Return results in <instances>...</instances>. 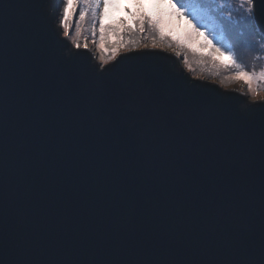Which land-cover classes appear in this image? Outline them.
Returning <instances> with one entry per match:
<instances>
[{
    "label": "snow or ice",
    "instance_id": "1",
    "mask_svg": "<svg viewBox=\"0 0 264 264\" xmlns=\"http://www.w3.org/2000/svg\"><path fill=\"white\" fill-rule=\"evenodd\" d=\"M80 3L83 4L82 9L78 7ZM198 3L210 13L222 11L211 0H198ZM122 4L123 0H64L58 24L62 39L70 37V21L76 13V23L79 25L85 21L89 10L99 22L97 51L104 48L106 34L117 35L125 29L129 32L153 33L149 42L113 45L110 55H100L98 69L78 70L70 65L63 68L73 89L81 94L77 115L95 129L99 138L111 140L114 157L111 164L123 166L124 162L117 157L122 142L129 147L139 145L137 164L141 165L145 175L154 178L162 176L163 183L177 193L187 194L194 184L204 186L207 215L217 219L225 216L233 218L235 227L218 241H207L202 234L171 231L164 233L157 242L144 244L135 239L134 227L125 223L123 230L128 240L115 249L105 251V255L111 257L105 264H170L161 258L173 251L167 247L170 238L181 242V251H191L203 257L201 264H264V94L253 88V74L239 69L232 52L213 46L212 38L206 34L207 29L200 28L192 10L185 6L183 0H127L126 7H122ZM7 9L21 10L11 16L9 27L13 43L18 50H22L31 37L32 22L44 9V4L41 0H31L26 4H8ZM236 10L244 24L264 31V0H239ZM121 11L124 18L115 19L113 14ZM6 15L4 8V19ZM232 18L230 11L227 19L231 21ZM95 31L93 26V36ZM80 36L78 26L75 35L71 36V45L76 51L69 52L70 59L89 51L86 38L81 43ZM198 37L203 38L200 48L197 47ZM208 49L212 50L208 55L214 66L239 69L228 79L243 80L248 85L255 106L237 111L235 108L227 110L222 106L209 105L190 94V90L199 85L174 82L165 68L141 63L151 59L147 52L141 56L128 55L141 50H162L171 51L179 57L183 50L195 53L207 52ZM121 53L125 54L124 60L132 62L123 69L120 65L124 60L118 59ZM109 64L112 67H108ZM183 65L187 71H193L187 54ZM117 70L123 73L121 79H105ZM193 78L203 79L199 75ZM260 78L264 79V72ZM0 81L4 202L5 173L9 166L6 131L18 101L2 75ZM257 113L260 114L258 122L253 119ZM226 122L234 126V133L227 144L210 140L209 133L223 127ZM181 156L190 160L192 166L184 170L171 167L170 162ZM201 159H212L216 161V166L200 170L197 165ZM223 161H236L242 167L247 166L248 175L244 172L226 174ZM249 177L258 179V242L246 235L243 217ZM221 186L226 187L230 195L218 200L214 193ZM18 216L20 223L10 232L3 207L0 210V245L4 250L0 264H38L37 257L42 251L51 257L70 255L71 251H76L53 240L48 242L46 248L42 247L40 238L31 226L26 193L18 197ZM96 248L95 243L89 241L79 251L83 254L95 253ZM48 264H69V261L51 259Z\"/></svg>",
    "mask_w": 264,
    "mask_h": 264
},
{
    "label": "water",
    "instance_id": "2",
    "mask_svg": "<svg viewBox=\"0 0 264 264\" xmlns=\"http://www.w3.org/2000/svg\"><path fill=\"white\" fill-rule=\"evenodd\" d=\"M29 2L31 0H0V75L18 101L6 131L9 166L5 173L4 202L3 128L0 126V210L3 207L6 213L9 231L20 223L18 197L26 193L31 226L42 247L46 248L53 240L76 249L61 257H51L42 251L37 257L38 264H48L51 259L67 260L69 264H105L111 258L105 251L128 240L123 230L125 223L134 227L135 239L144 244L157 242L164 233L171 231L202 234L207 241L226 237L235 227V221L227 216L217 219L207 215L204 186L194 184L187 194L177 193L163 183L162 176L145 175L137 164L139 145L129 147L122 142L117 157L124 162L123 166L110 163L114 159L111 140L99 138L95 129L77 115L81 94L73 89L63 71L69 65L78 70L98 69L96 48H89L83 55L70 59L69 52L76 50L71 45V37L62 39V30L58 27L59 3L41 0L44 9L32 22L30 39L18 50L10 35L9 20L21 10L7 9V5ZM256 29L264 38V31ZM144 52L151 59L141 63L165 68L174 82L199 85L192 88L190 94L209 105L237 111L255 106L242 91L216 80L194 79L191 77L193 71L180 66L175 53L141 50L128 55L141 56ZM124 55L120 54L118 59L124 60ZM130 63L124 60L120 68ZM122 77V71L117 70L105 79ZM253 119L258 122L260 114H255ZM233 133L234 126L226 122L210 132L209 139L227 144ZM222 164L226 174L244 172L248 175L247 166L242 167L236 161H223ZM170 166L184 170L191 167L192 162L181 156L171 161ZM215 166L216 161L201 159L197 168ZM248 188L243 212L246 235L258 242V179L249 177ZM214 194L222 200L230 192L221 186ZM169 204L172 207H166ZM89 241L97 246L96 252L83 254L79 249ZM167 247L173 251L161 258L170 264H201L203 257L181 251L180 241L170 238ZM3 257L0 245V260Z\"/></svg>",
    "mask_w": 264,
    "mask_h": 264
},
{
    "label": "rangeland",
    "instance_id": "3",
    "mask_svg": "<svg viewBox=\"0 0 264 264\" xmlns=\"http://www.w3.org/2000/svg\"><path fill=\"white\" fill-rule=\"evenodd\" d=\"M57 1L59 3L58 15L60 17V14L62 13V6L64 3V0H57ZM186 1H188L187 7H189L192 10L193 15L196 19V23H198V25L200 26L202 30L207 29L206 34L212 38L213 46L220 47L222 50L232 52L234 54L236 64L239 65V69H243L253 74L254 76L253 88L259 90L261 94H264V79L260 78V74L264 72V44L260 45L259 46L260 48L257 51H252L251 47L250 48L247 47L248 49L246 50L245 56H242V55L239 56V58L241 59V62H240L237 59V55L234 53V50L230 46L229 48H222L214 40V37H217L218 39H222L223 37L222 36L223 30L220 27L219 23L216 21L215 14L210 13L206 8L202 7L198 3V0H186ZM211 2L214 3V5L218 9H220V7L224 5V6H228L231 12L237 13V14L239 13L236 10L239 0H211ZM125 5L127 6V0H123L122 7ZM78 7L82 9L83 4L80 3ZM113 15L115 19H118V16L123 15V12L122 11L117 12ZM89 17L91 19L92 18L94 19L91 10H89L88 16L86 17L85 21L81 23L80 25H77L76 21H78V12L76 13L75 17L70 21V37L75 35L77 27L79 26L81 30L80 42L84 43L85 38H86L89 48H96L97 43H99V38L95 40H94V37L88 38L93 35V34L90 35L88 33V24L90 22ZM94 21L96 22L98 26V32H99V22L97 19H94ZM252 30L253 31L256 30V32L263 38V36L259 33L257 29L254 30V28H252ZM124 32H128V30L125 29L124 31L119 32L117 35L106 34V43L104 45V48L101 51H97L98 59L100 55H105V56L110 55L111 47L115 44L123 43V44L130 45L132 42H140V43L149 42V40L141 41V39H145L143 37L133 40L132 38H129L127 35H121ZM96 33L97 31H95V35ZM197 39L199 40V44L197 45V47L200 48V46L203 45V38L198 37ZM253 39L254 41H256L254 37ZM93 41H95L96 43H93ZM234 49L236 50V48ZM211 51H212L211 49H208L207 52L200 51V52L194 53L192 51L183 50L181 51V55L179 56L180 66L184 67L183 60H184L185 54H187L189 63L191 64V67L193 69V73L191 77L206 74L208 77L206 76L202 80L213 79L220 83L223 81L224 82L223 84L248 94L250 102H252L250 93L248 91V85L245 84L243 80H229L228 79L229 77L233 76L239 69L236 67H224V66L216 67L214 66L212 63L211 57L208 55V52H211ZM166 52H171V51H166Z\"/></svg>",
    "mask_w": 264,
    "mask_h": 264
},
{
    "label": "trees",
    "instance_id": "4",
    "mask_svg": "<svg viewBox=\"0 0 264 264\" xmlns=\"http://www.w3.org/2000/svg\"><path fill=\"white\" fill-rule=\"evenodd\" d=\"M187 2L188 1L183 0V3L185 4V6H188ZM123 7H126V5ZM220 9H222L221 12H219L218 14L217 13H214V14L216 16V21L219 23L220 27L223 30V34H222L223 37L222 39H218L217 37H214V40L222 48H229L230 46L234 50V53L237 55V59L241 62V59L239 58V56L241 55L245 56L246 50L248 49L247 47L249 48L251 47L252 51H257L260 48L259 46L264 44V39L256 32L255 29H254L255 31H253L250 26L242 22V20L240 19L239 13L237 14V13L232 12L233 18L231 21H229L227 19L229 12H230V9L228 8V6L222 5ZM123 18H124L123 15L118 16V19H123ZM93 26H95L97 33L95 36L93 35L90 36L91 34H93ZM88 33L90 34L88 35L90 36L88 38L94 37V40H95L100 37L99 32H98V26L93 18L92 19L90 18V22L88 24ZM121 35H127L129 38H132L133 40L140 38V37L145 38V39H141V41H147V40L150 41L153 37V33L151 32L145 31L144 33H141L138 30L135 32H129V31L124 32ZM253 37L256 39V41H254ZM233 47L236 48V50ZM199 76H202L204 78L207 75L205 74V75H199Z\"/></svg>",
    "mask_w": 264,
    "mask_h": 264
},
{
    "label": "bare ground",
    "instance_id": "5",
    "mask_svg": "<svg viewBox=\"0 0 264 264\" xmlns=\"http://www.w3.org/2000/svg\"><path fill=\"white\" fill-rule=\"evenodd\" d=\"M235 89V88H234Z\"/></svg>",
    "mask_w": 264,
    "mask_h": 264
}]
</instances>
